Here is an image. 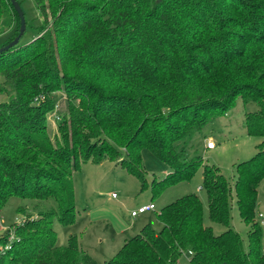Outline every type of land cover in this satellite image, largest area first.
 I'll return each mask as SVG.
<instances>
[{
    "label": "trees",
    "instance_id": "trees-1",
    "mask_svg": "<svg viewBox=\"0 0 264 264\" xmlns=\"http://www.w3.org/2000/svg\"><path fill=\"white\" fill-rule=\"evenodd\" d=\"M34 2L38 31H46L0 53V93L8 96L0 102V210L11 196L50 206L13 226L0 264H99L76 235L57 245L53 221H76L72 174L94 153V163L120 159L145 186L143 148L169 167L152 179L153 194L189 181L201 166L209 220L225 229L204 225L203 204L188 193L156 212L159 231L144 224L101 264H177L184 252L191 264H264V228L256 217L264 179V0ZM14 26L0 46L19 29L11 2L0 0V34ZM59 89L67 113L53 144L46 115ZM238 96L257 104L243 125L262 140L235 165L230 183L215 164L189 157L186 144ZM233 196L248 226L246 250L230 225Z\"/></svg>",
    "mask_w": 264,
    "mask_h": 264
},
{
    "label": "rangeland",
    "instance_id": "rangeland-1",
    "mask_svg": "<svg viewBox=\"0 0 264 264\" xmlns=\"http://www.w3.org/2000/svg\"><path fill=\"white\" fill-rule=\"evenodd\" d=\"M24 12L26 28L21 42H29L38 34L42 35L46 30L39 29L41 17L34 0H18ZM47 1V0H45ZM16 26L0 34V44L14 33ZM1 47V46H0ZM196 58L197 54L194 53ZM204 63L205 58L201 57ZM95 81V79H90ZM52 108L46 115L47 133L50 141L55 144L61 140L59 123L66 116V94L62 90H55L52 93ZM40 96L36 99L39 103L44 101ZM8 101V96L0 93V102ZM235 106L224 115L217 117L201 130L194 133L185 145L189 157L201 156L206 163L215 164L232 183L235 179L234 167L238 162L249 159L255 152L256 146L262 138L249 136L243 125L244 113L255 111L257 104L254 102H243L238 96L235 99ZM91 145L98 146V140L92 138ZM213 140L215 149L209 150L207 142ZM92 147V148H93ZM123 151V149H122ZM93 157L82 163L80 168L72 174L75 192L76 221L70 225L61 224L56 218L53 221V228L56 231V244L64 245L70 235H76L80 246L86 250L99 264L111 258L121 247L124 241L139 232L144 224H149L155 231H159L161 224L156 217V212L164 205L188 194L196 193L203 204V223L212 226L214 233H220L225 229L220 224L212 223L209 220L207 197L201 187V166L197 167L189 181H179L171 186L165 187L159 194H153L151 181L153 178H162L169 167L164 161L156 157L150 150H141L142 163L145 170L146 184L141 186L140 181L131 175L126 168L120 166L116 161L108 157L103 158L99 163H94ZM122 157V156H121ZM112 193L115 197H112ZM151 201V202H150ZM153 203L155 208L145 213L131 216V211L141 204ZM50 203L35 199L11 196L0 210V253H4L10 244L11 236L14 237V225L28 217H35L36 213L48 208ZM258 214L257 219L264 228V179L258 188ZM231 227L237 231L247 249L248 226L240 219L237 205L233 196L231 201ZM8 230V232H6ZM13 233V234H12ZM264 246V238H263ZM177 264H191L189 255L184 252Z\"/></svg>",
    "mask_w": 264,
    "mask_h": 264
},
{
    "label": "water",
    "instance_id": "water-1",
    "mask_svg": "<svg viewBox=\"0 0 264 264\" xmlns=\"http://www.w3.org/2000/svg\"><path fill=\"white\" fill-rule=\"evenodd\" d=\"M9 1L11 2L12 7L14 8L15 12L18 15L19 29H18V33L14 36V38L12 40H10L9 42H7L6 44H4L3 46L0 47V53L7 51L11 47L17 45L19 43L20 39L22 38L24 31H25V28H26V21H25L24 12H23L19 2L17 0H9Z\"/></svg>",
    "mask_w": 264,
    "mask_h": 264
},
{
    "label": "built area",
    "instance_id": "built-area-1",
    "mask_svg": "<svg viewBox=\"0 0 264 264\" xmlns=\"http://www.w3.org/2000/svg\"><path fill=\"white\" fill-rule=\"evenodd\" d=\"M215 146H216V144H215V142L213 140L208 141L207 145H206V147L208 149H213V148H215ZM113 196H115V195H113ZM154 208H155V206H154L153 203L142 204V205L138 206L136 209H133L131 211V216L135 217L138 214L144 213L145 211H147L149 209L153 210ZM258 216L262 217L263 215H262V213H259ZM11 237L13 238V236H11ZM263 250H264V248H263Z\"/></svg>",
    "mask_w": 264,
    "mask_h": 264
},
{
    "label": "crops",
    "instance_id": "crops-1",
    "mask_svg": "<svg viewBox=\"0 0 264 264\" xmlns=\"http://www.w3.org/2000/svg\"><path fill=\"white\" fill-rule=\"evenodd\" d=\"M215 147H216V146H215ZM213 149H215V148H213ZM213 149H209V150H213ZM168 171H169V170H168ZM168 171H167V172H168ZM167 172H166V173H167ZM113 195H115L114 193H112V197H115V196H113ZM150 202H151V201H150ZM150 202H149V203H150ZM145 204H148V203H145ZM141 205H142V204H141ZM147 211H148V210H147ZM145 212H146V211H145ZM145 212H144V213H145ZM136 216H137V215H136ZM136 216H135V217H136Z\"/></svg>",
    "mask_w": 264,
    "mask_h": 264
}]
</instances>
